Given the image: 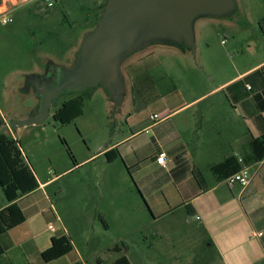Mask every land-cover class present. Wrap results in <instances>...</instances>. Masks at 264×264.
<instances>
[{
	"label": "rangeland",
	"instance_id": "374dc122",
	"mask_svg": "<svg viewBox=\"0 0 264 264\" xmlns=\"http://www.w3.org/2000/svg\"><path fill=\"white\" fill-rule=\"evenodd\" d=\"M103 2L56 0L52 7L35 2L12 12L11 23H0V109L8 119H30L39 113V89L53 72L59 77L76 63L81 40L95 28ZM190 29L192 44L184 38L153 39L124 55L119 95L102 85L65 91L51 101L41 122L5 130L18 140L40 180L55 176L46 187L53 208L45 224L58 225L73 245L60 264L73 263L77 253L85 264H94L96 258L109 264L122 253L132 264H171L172 255L194 260V254L202 256L207 249L194 222L153 236L158 225L139 222L132 209L139 196L129 175L125 181L117 177L118 184L103 192L90 164L61 173L95 145L116 141L159 106L185 104L204 92L205 99L190 105L228 104L222 87L237 79L230 80L237 72L264 59V0H232L222 13L194 16ZM76 95L83 97L82 114L65 124L55 120V109ZM111 201L120 214L105 227L100 216ZM115 245L125 250H112Z\"/></svg>",
	"mask_w": 264,
	"mask_h": 264
},
{
	"label": "crops",
	"instance_id": "0c3cea01",
	"mask_svg": "<svg viewBox=\"0 0 264 264\" xmlns=\"http://www.w3.org/2000/svg\"><path fill=\"white\" fill-rule=\"evenodd\" d=\"M10 5L11 0H0V10ZM28 5L32 3L16 10ZM263 66L264 59L253 63L222 87L228 104L190 105L205 99L207 92H204L185 104L159 106L155 113L133 123L129 132L116 141L95 145L87 156L75 160L76 164L61 173L90 164L95 182L103 192L118 184L117 177L125 181L129 175L139 196L132 209L139 222L158 225L153 236L194 222L199 236L208 242L207 249L202 256L194 254L197 256L194 260L189 255H172L171 264H209L216 260L218 264H264V157L248 165L253 176L245 187L230 186L211 170L212 165L230 155L241 157L249 138L261 134L264 109L258 102L264 101V88L260 82L253 79L255 91L237 101L227 94L225 87ZM57 77L54 72L51 74L50 82L39 89L40 95ZM236 94V91L232 93ZM152 114L163 117L153 120ZM12 119L0 109V122L5 124ZM10 134L15 138L11 131ZM160 150L165 152V168L155 161ZM34 174L38 187L16 199L25 220L0 234V264H60L66 256L50 261L42 259L41 253L50 246L51 237L64 231L60 232L58 225L49 229V222L45 224L46 215L53 208L46 187L55 176L40 180ZM8 204L0 188V210ZM103 208L100 218L106 227L110 219L120 214V207L111 201ZM76 258L85 264L78 253Z\"/></svg>",
	"mask_w": 264,
	"mask_h": 264
},
{
	"label": "water",
	"instance_id": "95a60500",
	"mask_svg": "<svg viewBox=\"0 0 264 264\" xmlns=\"http://www.w3.org/2000/svg\"><path fill=\"white\" fill-rule=\"evenodd\" d=\"M232 0H106L95 28L85 34L79 57L62 71L40 99L39 113L30 119H12L0 126L36 124L48 115L51 101L65 91L106 86L118 95L119 61L128 52L153 39L191 42V19L200 13H222Z\"/></svg>",
	"mask_w": 264,
	"mask_h": 264
},
{
	"label": "trees",
	"instance_id": "16d2710c",
	"mask_svg": "<svg viewBox=\"0 0 264 264\" xmlns=\"http://www.w3.org/2000/svg\"><path fill=\"white\" fill-rule=\"evenodd\" d=\"M105 2L100 7L99 13L95 19V26L104 9ZM79 53V49H78ZM260 82L264 88V66L243 78L233 82L225 87L228 95L234 100H243L252 94L256 88L252 84L255 79ZM253 85V86H252ZM236 95H232L233 92ZM264 91V89H263ZM264 93V92H263ZM258 98V96H255ZM261 109H264V101L258 102ZM83 112V97L76 95L61 102L55 109L52 116L61 123H69L80 116ZM4 125L0 122V126ZM261 134L254 138H249L246 150L241 154L242 163L238 161L236 156L230 155L222 161L211 166L212 172L221 179L237 172L243 165H251L260 161L264 157V127ZM117 152V151H116ZM118 153V152H117ZM76 164V161H74ZM38 187V182L32 167L25 161V157L20 149L18 140L13 138L7 131L0 133V188L9 203L5 208L0 210V234L16 227L25 220V215L21 208L17 205L16 199L27 194ZM73 250V245L68 236L65 234L52 236L50 246L41 253L44 261H50L67 255ZM112 250L121 252L122 249L115 245ZM71 264H83L75 261ZM94 264H102L100 258H96ZM109 264H131L122 253Z\"/></svg>",
	"mask_w": 264,
	"mask_h": 264
},
{
	"label": "built area",
	"instance_id": "2783aa9c",
	"mask_svg": "<svg viewBox=\"0 0 264 264\" xmlns=\"http://www.w3.org/2000/svg\"><path fill=\"white\" fill-rule=\"evenodd\" d=\"M39 3L43 4L46 7H52L56 0H11V5L10 6H5L4 9L0 10V23L2 24H9L12 22V12L16 10L17 8L21 6H25L30 3ZM151 119L153 120H158L160 119L159 114H152ZM155 161L158 165L161 167L165 168L166 163H165V152L163 150H160L156 156H155ZM238 161L242 163V158L238 157ZM253 172L251 171L250 167L248 165H243L242 167L232 175L228 176L225 181L227 182L228 185H234L237 184L241 187H245L249 184L250 180L252 179ZM49 229H53V226L49 224L48 226ZM252 235H261V232L255 233L251 232Z\"/></svg>",
	"mask_w": 264,
	"mask_h": 264
},
{
	"label": "flooded vegetation",
	"instance_id": "af4514ba",
	"mask_svg": "<svg viewBox=\"0 0 264 264\" xmlns=\"http://www.w3.org/2000/svg\"><path fill=\"white\" fill-rule=\"evenodd\" d=\"M105 1H106V0H105ZM120 61H121V60H120ZM120 61H119V63H120ZM121 80H122V79H121V76H120V73H119V77H118L117 81H118V83L120 84V86H122V83H123V82L121 83Z\"/></svg>",
	"mask_w": 264,
	"mask_h": 264
}]
</instances>
